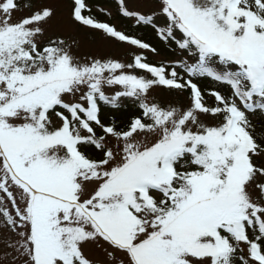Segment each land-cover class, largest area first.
Masks as SVG:
<instances>
[{
    "label": "snow or ice",
    "instance_id": "1",
    "mask_svg": "<svg viewBox=\"0 0 264 264\" xmlns=\"http://www.w3.org/2000/svg\"><path fill=\"white\" fill-rule=\"evenodd\" d=\"M62 2L0 0V262L264 264V0H117L159 62L66 0L138 50L77 56L49 34Z\"/></svg>",
    "mask_w": 264,
    "mask_h": 264
},
{
    "label": "rangeland",
    "instance_id": "2",
    "mask_svg": "<svg viewBox=\"0 0 264 264\" xmlns=\"http://www.w3.org/2000/svg\"><path fill=\"white\" fill-rule=\"evenodd\" d=\"M68 5L66 0L61 4V11L58 13L57 19L54 20L49 28L50 35H61L65 38H71L78 42L76 47V54L79 57H115L123 61H130L132 59L131 52H137L138 50L124 43H117L109 38L105 37L101 32L88 28H81L68 18ZM108 12L114 17L115 8L107 7ZM98 10V9H97ZM116 26L120 27L119 21H114ZM152 58L156 61L164 60V57L159 55H153ZM171 59V58H170ZM108 92L115 91L114 89H108ZM128 100H124L126 103ZM104 110L107 114L110 108L105 107ZM2 264V262H0Z\"/></svg>",
    "mask_w": 264,
    "mask_h": 264
},
{
    "label": "trees",
    "instance_id": "3",
    "mask_svg": "<svg viewBox=\"0 0 264 264\" xmlns=\"http://www.w3.org/2000/svg\"><path fill=\"white\" fill-rule=\"evenodd\" d=\"M89 2L93 6L94 14L100 20L107 21L112 24H114L115 20L119 21L120 28L122 27L123 29L127 30L130 34L137 35L140 38H143L146 41L151 42L155 46H157L160 49L159 56H163L166 59L172 58V54L168 51V49L162 43L158 41L154 33H151L146 29H136V28L131 27V24L127 19H124L117 14V9H118L117 0H89ZM106 7L115 8L114 17H109L96 9V8L105 9ZM148 57L153 62H159V61H155L151 55H149ZM203 86L212 87L213 85L210 81H206L203 83ZM135 111H136V107L130 101H128L126 103H123L122 107L119 110H110L108 114L104 110V114L106 118L111 115H115L119 120L126 122L129 116ZM254 122L257 125V131L264 130V118L257 117L256 120H254Z\"/></svg>",
    "mask_w": 264,
    "mask_h": 264
}]
</instances>
